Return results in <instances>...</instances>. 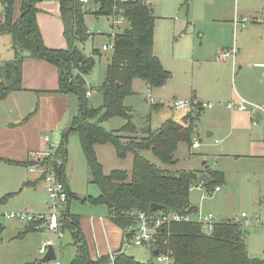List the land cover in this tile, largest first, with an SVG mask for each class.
Wrapping results in <instances>:
<instances>
[{
	"label": "rangeland",
	"instance_id": "374dc122",
	"mask_svg": "<svg viewBox=\"0 0 264 264\" xmlns=\"http://www.w3.org/2000/svg\"><path fill=\"white\" fill-rule=\"evenodd\" d=\"M145 2L151 5L156 17L154 54L163 68L171 73V78L163 86L153 89L145 81L135 79L134 93L125 98L124 105L131 109L133 123L138 129L144 128L147 120H150L154 130L169 119L185 124L186 114H194L193 141L198 142L199 147L193 149L186 143H180L175 154L176 163L172 165L162 163L150 150L142 154L151 163L170 172L206 167L208 171L223 173L225 178L221 192L211 196V188L206 185H203L204 195L191 191L190 201L196 207L191 219L195 221L212 214L219 220H232L246 213L250 221L245 236L249 253L252 258L264 259V158L259 156L264 148V119L251 121L237 115L239 111L236 108H227L230 103L245 100L249 105L243 114L251 115L258 111L257 106H264V69L259 66L264 63V0ZM85 11V24L92 36L84 43H77V47L96 61L93 72L85 76V88L92 93V97L87 98L89 106L100 109L104 103L100 89L113 55L111 50L103 51L102 46L109 45L112 42L109 36L122 33L129 23L117 25L111 17L97 18L91 3ZM243 19L247 20L246 26L236 27L234 22ZM227 50L233 53L222 59L221 53ZM73 96L76 99L73 113L76 115L79 103ZM175 100L195 103L186 110H175L172 107ZM201 103L213 104L214 107L202 110ZM125 124L121 117L101 122L110 132L121 129ZM62 134L57 138L58 142L48 145L47 151L58 150ZM16 136L13 138L17 139ZM122 136L130 137L129 134ZM68 150L66 173L76 197L69 204L60 206L63 212L60 220L64 226L60 231L63 235L48 228V218L35 227L36 231L28 232L29 224L18 219L2 221L5 229L0 233V264H39L45 256L40 249L43 247L46 252L50 246L56 252L55 262L71 264L76 246L72 233L66 228L67 224H73L72 219L64 218L67 211L81 220L84 217L105 216L117 232L112 233V238L120 236L122 229L109 218L107 206L90 200L99 197L100 189L92 183V175L76 134L69 136ZM0 151L6 152L4 149ZM96 152L106 174L114 170H125L131 174L132 153L120 159L112 144L98 145ZM28 172L31 171L27 167L0 159V199L8 196L6 202L0 204V209L49 214L52 203L46 190L39 185L24 187ZM46 240L52 243L44 244ZM147 246L124 245L123 252L141 262L163 264L157 261Z\"/></svg>",
	"mask_w": 264,
	"mask_h": 264
},
{
	"label": "trees",
	"instance_id": "16d2710c",
	"mask_svg": "<svg viewBox=\"0 0 264 264\" xmlns=\"http://www.w3.org/2000/svg\"><path fill=\"white\" fill-rule=\"evenodd\" d=\"M43 1L23 0L21 15L15 20V0H0L4 6L0 14V36L11 35L15 51L13 60L0 64V101L12 92L23 89L22 66L27 58L45 61L58 68L59 89L55 93L74 94L79 103L78 113L73 117L71 126L64 130L56 152L63 163L61 166L54 163L59 179L67 186L68 204L76 197L70 191L66 177L69 136L76 134L92 175V183L100 189L99 197L90 200L107 206L110 219L123 230V246L132 237L136 217L140 213L151 216L194 214L190 191L199 182L202 171L170 172L151 163L142 152L150 150L162 163L175 164L179 144L186 143L192 147L195 143V116L187 115L185 124L169 119L156 130L147 120L144 128L138 129L133 123L131 109L124 105L125 98L134 93L135 79L145 81L153 89L163 86L171 78V73L163 68L153 51L156 17L151 5L145 0H90L97 18L111 17L120 9L129 23L122 33L109 36L114 50L100 89L104 103L100 109H93L87 102L89 90L85 88V76L93 72L96 61L77 47V43H84L92 36L85 24L86 9L78 0H55L60 5L67 48L50 49L44 43L37 20L40 12L38 5ZM115 117L123 118L125 126L110 132L101 125L102 121ZM122 134H129L130 137L124 138ZM106 144L115 147L120 159L133 154L131 174L125 170H114L110 174L104 172L96 146ZM208 173L212 182L207 187L212 192L224 182L225 176L221 172ZM152 204L163 206V209L155 211L151 208ZM64 218L73 220V224L66 225L76 246V255L71 264H155L138 261L124 253L122 248L114 254L113 259L111 255L93 259L80 227V217L67 211ZM31 225L27 232L36 229ZM246 228L229 220L220 221L211 234H206L194 220L172 222L160 228L148 246L155 257L156 251L170 254V264H264V259L250 257L245 241ZM3 231L4 227L0 226V233Z\"/></svg>",
	"mask_w": 264,
	"mask_h": 264
},
{
	"label": "crops",
	"instance_id": "0c3cea01",
	"mask_svg": "<svg viewBox=\"0 0 264 264\" xmlns=\"http://www.w3.org/2000/svg\"><path fill=\"white\" fill-rule=\"evenodd\" d=\"M22 1L23 0H15V20L21 15ZM0 5L1 14L4 11V6L1 3ZM38 9L40 10L37 15L38 25L46 46L50 49H66L67 43L64 38V25L61 19L59 3L55 0H44L38 5ZM14 56L15 51L13 48L12 36L8 34L0 36V64L13 60ZM259 66L264 69V63L259 64ZM22 87V90L12 92L6 97V99L0 101V149L6 150V152L0 151V159L6 160L10 163L17 162L19 164L14 165L28 168L31 161L29 159L30 152L47 151L46 149L49 144L44 142L46 136L50 138L51 142H58L57 138L59 139L64 130L71 126L73 117L77 115H74L73 113L76 99L73 96L74 94L59 95L55 93L59 89L58 68L45 61L33 60L30 58H27L24 61L22 66ZM89 97H92V93ZM194 98L196 99L197 96L195 95ZM204 109L206 108H202V110ZM237 115H241L247 119L249 118L251 121L255 120L253 114H243L242 111H239ZM7 135L11 136L9 137ZM14 136H16L17 139H14ZM209 136H212V134L209 133ZM260 154L261 155L259 156L264 158V148ZM190 170L202 171L200 176L204 173L210 176L206 167L204 169ZM26 176L27 179L24 187H37L39 185L40 188L46 190V183L42 172H28ZM66 177L70 191L75 194L67 173ZM221 190L222 188L219 192H221ZM191 191L202 193V195L206 193L204 192V189H197L195 187L192 188ZM210 195L213 196L211 191ZM4 198L6 199L0 202V204L5 203L8 196H5ZM2 199H0V201ZM191 206L194 209L196 208L192 203ZM108 212L110 218L109 209ZM225 219L226 221L229 220L227 218ZM229 221L232 222L233 219ZM111 223L112 222L109 223L107 221V217L105 216L84 217L82 220L80 218V227L87 239L88 245L89 242L92 243L93 241V244H90L89 246L90 254L93 259L106 255H111V258L113 259L114 254L121 248H124L123 230L120 232V236L113 239L112 233L115 232V229ZM0 226H3V224ZM3 227L5 229V226ZM30 227H32L30 224L27 225V229ZM34 227L38 226L34 225ZM41 228L44 229L43 227ZM34 231H36V229H34ZM115 234H117V232H115ZM50 243H52L51 240L44 241V244L48 245ZM90 247H92V249ZM147 248L150 247L147 246ZM40 251L45 255L48 252V250L45 252L43 247ZM41 260L39 261V264L41 263Z\"/></svg>",
	"mask_w": 264,
	"mask_h": 264
},
{
	"label": "built area",
	"instance_id": "2783aa9c",
	"mask_svg": "<svg viewBox=\"0 0 264 264\" xmlns=\"http://www.w3.org/2000/svg\"><path fill=\"white\" fill-rule=\"evenodd\" d=\"M81 4H83L84 10L87 8V5L91 3L90 0H78ZM124 1V0H122ZM111 18L113 19L114 24L120 25L124 22H127V18L124 15L122 10H117ZM246 19L243 20H236L235 26H246ZM103 50H114V43L110 42L109 45H104ZM233 51L227 50L226 52L221 53L222 59H227ZM91 95V92H87V97ZM152 103H154L152 101ZM195 101H188V100H175L172 103V107L175 110H184L194 106ZM198 104V103H196ZM248 103L245 100H241L238 102H233L227 105L228 109L236 108L238 111H247ZM200 106L202 108H212L213 104H203L201 103ZM257 112H260L264 116V106H257ZM256 112V113H257ZM255 113V114H256ZM253 114V116H255ZM44 142L46 144H50L51 140L48 136L44 138ZM199 147L198 142H195L192 146L193 149ZM57 152V151H56ZM56 152L52 151H42V152H35L32 151L29 153L30 164L28 165V169L31 172H42L44 176V181L46 183V191L48 199L50 200L51 209L52 211L49 214H29L26 212L21 211H8L0 209V225H2V221H12L18 219L22 222L27 224H34L38 227L41 223H44L45 220L48 218V228L52 231L59 232V235L62 236L63 232L60 231V228H64L63 224L61 223L62 213L60 211V206L64 204H68L69 196H68V189L65 183H63L59 177L58 173L55 169L54 163L58 166H61L63 161L60 158H57ZM204 184L198 182L192 188L203 189ZM191 188V189H192ZM221 189L220 186H217L213 191L212 194L219 192ZM64 217V216H63ZM191 216H181L177 213L171 214H159L157 216H151L146 213H140L136 217V225L134 227V231L130 240H126L125 246H147L153 242L155 235L157 234L158 230L165 225H168L172 222H180V221H190ZM198 224L201 225L202 230L206 234H211L214 230L216 224L220 222L214 215L209 214L204 216L202 219L195 220ZM233 223L240 224L244 227H248L250 225L249 218L246 213H242L240 217L234 218ZM264 226V219L262 221ZM44 228V227H43ZM157 261L163 264H170L172 262V256L170 254H158L156 255ZM40 264H60L59 262H49V263H40Z\"/></svg>",
	"mask_w": 264,
	"mask_h": 264
},
{
	"label": "water",
	"instance_id": "95a60500",
	"mask_svg": "<svg viewBox=\"0 0 264 264\" xmlns=\"http://www.w3.org/2000/svg\"><path fill=\"white\" fill-rule=\"evenodd\" d=\"M263 119H264V116L260 112H257L255 114V120L256 121L259 122V121H262ZM203 165H206V162H203ZM199 182L207 186L212 182V178L208 174L204 173L199 177ZM151 208L155 211H161L163 209V206H160L158 204H152ZM220 221L226 222V219L222 218ZM155 254L158 255L159 252L156 251ZM56 259H57L56 252H55L54 248L52 246H50L45 257L41 260V263L54 262V261H56Z\"/></svg>",
	"mask_w": 264,
	"mask_h": 264
}]
</instances>
